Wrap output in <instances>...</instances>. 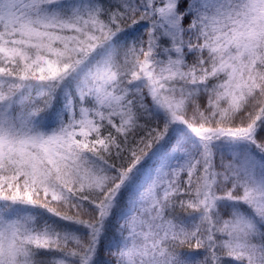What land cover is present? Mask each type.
Returning a JSON list of instances; mask_svg holds the SVG:
<instances>
[{"label":"snow or ice","instance_id":"snow-or-ice-1","mask_svg":"<svg viewBox=\"0 0 264 264\" xmlns=\"http://www.w3.org/2000/svg\"><path fill=\"white\" fill-rule=\"evenodd\" d=\"M0 264H264V0H0Z\"/></svg>","mask_w":264,"mask_h":264}]
</instances>
